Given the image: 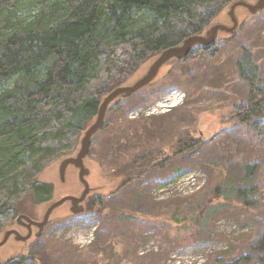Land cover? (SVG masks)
<instances>
[{
    "label": "rangeland",
    "instance_id": "374dc122",
    "mask_svg": "<svg viewBox=\"0 0 264 264\" xmlns=\"http://www.w3.org/2000/svg\"><path fill=\"white\" fill-rule=\"evenodd\" d=\"M41 7H27L22 16ZM227 10L212 24H228ZM238 17L237 34H221L213 57L197 52L172 60L150 86L108 110L86 159L88 181L96 189L87 210L73 215L68 204L56 210L43 235L24 247L23 264H264L254 249L264 233V148L234 114L249 94L236 67L245 50L264 78V11L250 15L240 9ZM150 62L123 85L142 75ZM174 91L183 95L176 105L166 100ZM187 133L202 145L123 186L120 170L134 157L150 151L168 156ZM62 159L39 177L54 187L52 199L36 204L29 197L19 214L41 219L52 201L82 192L74 167L65 182L60 180ZM254 166L257 196L251 195L254 204L246 206V197L225 185L245 190L244 178ZM233 170L241 181L228 180ZM218 188L226 194L217 196ZM12 246L0 250L3 263L15 255ZM18 248L23 251V245Z\"/></svg>",
    "mask_w": 264,
    "mask_h": 264
},
{
    "label": "trees",
    "instance_id": "16d2710c",
    "mask_svg": "<svg viewBox=\"0 0 264 264\" xmlns=\"http://www.w3.org/2000/svg\"><path fill=\"white\" fill-rule=\"evenodd\" d=\"M235 1L0 0V230L13 222L27 198L36 204L52 199L54 187L41 182L40 175L54 160L78 150L110 91L161 51L203 33ZM38 4L42 7L34 15L22 16ZM215 46L196 48L187 59L197 52L211 58ZM236 67L249 94L235 106V118L264 148V78L248 50ZM201 145L202 139L187 133L168 156L163 151L139 154L120 170L121 183L165 169L170 158ZM256 168L246 173L245 190L225 185L246 197V206L254 204L251 195L257 196ZM238 175L233 170L227 178L239 182ZM223 192L216 190L217 196ZM254 249L264 262V233Z\"/></svg>",
    "mask_w": 264,
    "mask_h": 264
},
{
    "label": "water",
    "instance_id": "95a60500",
    "mask_svg": "<svg viewBox=\"0 0 264 264\" xmlns=\"http://www.w3.org/2000/svg\"><path fill=\"white\" fill-rule=\"evenodd\" d=\"M240 9L246 10L250 15L259 14L264 11V0H238L233 2L227 10V16L229 18L228 24L222 22L213 23L203 33L189 36L180 44L161 51L150 62L145 72L132 83L118 86L110 91L102 99L96 117L83 132L75 155L65 157L59 163V177L62 182L66 181V174L69 167L72 166L78 170L79 183L83 187L82 192L77 196L67 195L49 203L41 221H33L26 215H20L19 220L25 219L31 225L38 227L40 231L37 237H40L42 236L44 228L49 223L52 214L60 207L68 204L71 206L70 212L73 215L84 213L87 210L86 202L88 201L89 195L96 190L91 187L88 181L91 171L86 166V159L90 154L93 138L105 126L108 110L117 102L128 99L142 89L150 86L157 79L162 68L172 60L184 61L192 54L194 49L199 47L206 48L215 44L221 34L231 37L236 35L240 27L238 17V10ZM12 233L18 234V232L11 230L4 232V238L0 242V246H3L7 242ZM28 239L29 237L22 238L24 241Z\"/></svg>",
    "mask_w": 264,
    "mask_h": 264
},
{
    "label": "flooded vegetation",
    "instance_id": "af4514ba",
    "mask_svg": "<svg viewBox=\"0 0 264 264\" xmlns=\"http://www.w3.org/2000/svg\"><path fill=\"white\" fill-rule=\"evenodd\" d=\"M93 193L94 192H92L90 195H89V198L93 195ZM68 195H70V194H68ZM73 195V194H72ZM67 196V195H66ZM76 196V195H75ZM89 198H88V200H89ZM87 204H88V201L86 202V206H87ZM70 205H69V211H70ZM61 208V207H60ZM58 210V209H57ZM56 212V211H55ZM54 212V213H55ZM53 213V214H54ZM52 214V215H53ZM20 215H26V216H28L31 220H33V221H41L42 220V218L41 219H35L34 218V216H29V215H27V214H24V213H22V214H18L16 217H15V219H14V221H13V224H12V226L11 227H9V228H7V229H5L2 233H0V242L3 240V238H4V232L5 231H8V230H11V231H16V232H18V234H16V233H12L10 236H9V238H8V240H7V242L3 245V246H0V250L2 249V248H4L5 246H7V245H14V246H12V248L13 249H15L14 250V254L15 255H13L10 259H8L7 261H5L4 263H3V261H2V255L0 254V264H19L20 262H21V260H22V258H24L26 255H25V253H24V247H27L28 246V243L32 240V239H38V238H40V237H37V234L39 233V228L38 227H36V226H34V225H31L29 222H27L25 219H20L19 220V216ZM50 220H51V218H50ZM50 222V221H49ZM49 224V223H48ZM48 224H47V226H48ZM46 226V227H47ZM46 227L44 228V230H43V232H42V235H43V233H44V231H45V229H46ZM24 237H29V239L28 240H26V241H24V240H22V238H24ZM21 245H23V251H20L19 252V246H21ZM26 245V246H25ZM23 252V253H22ZM21 253V254H20Z\"/></svg>",
    "mask_w": 264,
    "mask_h": 264
},
{
    "label": "built area",
    "instance_id": "2783aa9c",
    "mask_svg": "<svg viewBox=\"0 0 264 264\" xmlns=\"http://www.w3.org/2000/svg\"><path fill=\"white\" fill-rule=\"evenodd\" d=\"M183 98V95H181V92H172L168 98H166L167 101H172L174 105H176L177 102H180ZM235 227V226H233Z\"/></svg>",
    "mask_w": 264,
    "mask_h": 264
}]
</instances>
